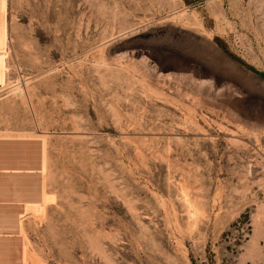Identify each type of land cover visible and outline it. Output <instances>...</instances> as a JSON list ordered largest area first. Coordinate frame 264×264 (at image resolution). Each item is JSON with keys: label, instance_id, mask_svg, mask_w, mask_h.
I'll use <instances>...</instances> for the list:
<instances>
[{"label": "rangeland", "instance_id": "374dc122", "mask_svg": "<svg viewBox=\"0 0 264 264\" xmlns=\"http://www.w3.org/2000/svg\"><path fill=\"white\" fill-rule=\"evenodd\" d=\"M0 264H264V0H0Z\"/></svg>", "mask_w": 264, "mask_h": 264}]
</instances>
